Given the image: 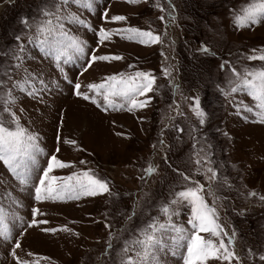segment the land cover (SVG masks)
I'll list each match as a JSON object with an SVG mask.
<instances>
[{
    "label": "rangeland",
    "instance_id": "obj_1",
    "mask_svg": "<svg viewBox=\"0 0 264 264\" xmlns=\"http://www.w3.org/2000/svg\"><path fill=\"white\" fill-rule=\"evenodd\" d=\"M91 2L85 9L79 0H70V6H62L61 0H0V90L12 89L27 73L37 75V87L39 80L46 85L36 97L13 90L16 103L10 107L22 126L38 134L43 153L31 165L27 185L18 184L0 164V207L14 235L0 239V264H17L13 250L22 264H120L125 242L136 238L150 218L163 221L160 206L186 185L194 186L192 182L204 186L202 195L216 210L223 232L213 239L218 244L223 238L226 245L233 240L228 247L239 260L231 264H264L259 258L264 256V122L257 119L258 110L246 90L231 92L240 82L233 68L243 76L245 69L264 67V61L248 59L264 54V20L249 27L234 25V11L249 0ZM57 6L65 14L79 10L85 24L65 23L84 51L69 50L60 61L41 59L27 37L35 34L41 10L56 12ZM112 16L126 19L113 21ZM24 18L32 27L22 23ZM131 28L160 40L141 43L128 38L129 32L114 31ZM100 29L113 34L102 40ZM16 36L27 50L20 68L14 58L19 50ZM93 55L121 59L96 60L89 67ZM136 72L155 78L151 92L135 97H151L146 106L129 110L128 101L113 97V104L124 106L105 107L103 96L88 88L108 76L131 78ZM77 83L82 94L96 96L99 106L75 94ZM193 97L206 113L203 125L192 110ZM246 106L253 111H244ZM53 154L68 165L49 174L59 178L53 184L90 170L106 182L108 191L37 201L34 187ZM149 167L155 169L151 175ZM208 167L217 179H210ZM177 170L191 180L184 181ZM33 208L38 209L35 217ZM189 217L190 209L184 206L173 222L191 230ZM33 219L47 223L28 227ZM16 242L20 248H15ZM182 254L186 249L163 259L183 264ZM206 264L229 262L213 259Z\"/></svg>",
    "mask_w": 264,
    "mask_h": 264
},
{
    "label": "snow or ice",
    "instance_id": "obj_2",
    "mask_svg": "<svg viewBox=\"0 0 264 264\" xmlns=\"http://www.w3.org/2000/svg\"><path fill=\"white\" fill-rule=\"evenodd\" d=\"M85 7L90 9L93 5L91 0H79ZM129 3H136L137 0H128ZM62 6H70V0H61ZM40 16L43 17L35 24V34L27 37V43H34L39 49L41 59L48 57L55 61H60L69 50H75L78 53L84 51L83 43L71 32L67 24L77 23L85 24L86 22L79 15V10L75 14L62 13L60 6H57L56 12L48 9H42ZM233 23L238 28L249 27L252 24H258L264 20V0H249L243 5L240 10L234 11ZM113 21H123L124 16H112ZM163 19V17H161ZM28 27L27 18L22 20ZM115 32H129L128 37L139 38V42H159L160 38L154 36L149 31H141L135 28L114 30ZM113 33L105 29L99 30V37L102 40L109 39ZM18 42V51L14 53V58L18 61L17 68L22 67L23 61L26 59V47L24 43H20L21 37L16 36ZM202 51H209L208 48L203 47ZM119 60V56H96L93 55L87 62L89 67L92 62L96 60ZM249 60L259 59L264 61V54L260 56H250ZM223 67V65H222ZM86 70V69H85ZM232 72L237 76L240 82L231 87L232 93H237L241 90H246V94L253 100L255 109L257 111V119L264 122V67L255 70L245 69L243 76L236 71ZM38 77L36 74L27 73L26 76L20 80L15 81L12 89L7 92L0 90V164L12 175L13 179L20 185H27L31 180L32 168L37 160V154H42L43 149L38 144V134L30 132L26 127L22 126L19 117L12 110L10 105L16 103V97L13 90L19 91L28 96L36 97L43 90H46V85L43 80H39V87H37ZM155 78L150 73L136 72L134 77L124 78L120 75L108 76L104 82L89 84L90 91L97 95H102L105 102V107H123L124 105L113 104V97H122L128 101L129 110L136 107L146 106L151 102V97L146 100H137V96H146L152 91ZM3 82L0 81V85ZM80 84H75L77 96L83 95V99L90 100L97 103L96 96L90 97L87 94H82L79 89ZM194 107L193 111L200 119V123H205L206 113L199 107V100L193 97ZM244 111H253L251 107H245ZM5 117H8L7 119ZM182 131V129H181ZM74 143V142H72ZM59 151V149H57ZM198 164L199 160L196 161ZM84 163V161H81ZM68 165L57 158L55 154L48 159L47 167L43 169V174L39 177V183L35 185V199L37 201L47 199H74L79 195L94 196L101 192H107L108 187L106 182L95 178L91 171H84L81 175L69 176L65 182L53 184L52 181L58 180L55 176L49 174L56 168H65ZM155 171L154 168L149 167L146 172L151 175ZM178 174L182 176L184 181H190L191 178L184 173ZM199 171V169L197 170ZM207 172L211 173V180L217 179L216 171L208 167ZM75 181L69 183V181ZM194 186H185L183 190L175 193V198L160 206V213L164 217L161 221L160 217H152L140 229H138V236L130 241L125 242V247L121 251L120 264H166L163 257L167 253L176 254V250L180 248L186 249V254L183 255V264H206L207 261L216 259L228 261L231 264L232 259L239 260L234 251L229 250L228 245L233 244L231 238L228 239L227 245L223 238L219 239L218 244L213 238L221 237L223 229L216 222V210L213 206L207 204L202 195L204 186L199 182H192ZM255 195V193H251ZM264 200V197H261ZM18 203L13 201V204ZM190 209V217L187 221L188 228L178 226L173 222L175 216L180 215L182 207ZM33 216L38 214V209H32ZM13 220L18 219L15 214H11ZM132 217H129L131 219ZM38 223H47V221H37L33 219L28 227L36 226ZM44 231H55V229H43ZM67 230V229H65ZM208 234L211 238H206ZM227 236V233H223ZM234 235V233H233ZM0 239L8 241L14 239L12 230L9 228L7 216L3 207H0ZM19 242L15 243V248H20ZM111 247V245H109ZM134 255H129V253ZM251 253V250H250ZM11 255L17 261V264H22L19 257L16 256L15 250ZM264 261V256L259 257ZM27 264V262H23Z\"/></svg>",
    "mask_w": 264,
    "mask_h": 264
}]
</instances>
